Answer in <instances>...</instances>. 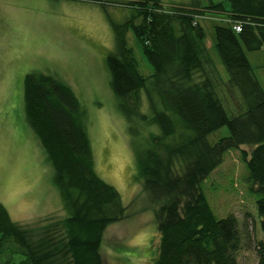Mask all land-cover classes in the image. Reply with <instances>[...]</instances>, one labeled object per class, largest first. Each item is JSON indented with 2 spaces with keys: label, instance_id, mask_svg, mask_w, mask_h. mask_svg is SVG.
<instances>
[{
  "label": "trees",
  "instance_id": "16d2710c",
  "mask_svg": "<svg viewBox=\"0 0 264 264\" xmlns=\"http://www.w3.org/2000/svg\"><path fill=\"white\" fill-rule=\"evenodd\" d=\"M227 1L229 9L223 2L200 7L130 0L119 2L133 9L126 21L110 17L111 88L128 124L136 177L159 203L153 264H244L239 253L251 245L248 218L255 220L249 212L241 220L235 214L218 217L201 186L232 149L241 151L246 180L260 195L256 208L264 233V88L246 54L264 47V0ZM206 10L228 15V24L214 27L227 81L205 44L198 17ZM130 29L153 67L148 76L128 46ZM143 91L148 112L142 110ZM23 101L66 216L43 228H25L0 201V264H104L105 232L127 217V207L96 171L86 110L70 86L39 71L25 74ZM225 126L228 135L211 142L209 136ZM253 247L255 264H264V241Z\"/></svg>",
  "mask_w": 264,
  "mask_h": 264
},
{
  "label": "rangeland",
  "instance_id": "374dc122",
  "mask_svg": "<svg viewBox=\"0 0 264 264\" xmlns=\"http://www.w3.org/2000/svg\"><path fill=\"white\" fill-rule=\"evenodd\" d=\"M112 1H118L117 4ZM130 0H0V201L11 219L30 229L59 222L66 211L52 181L53 169L29 127L24 112L23 79L26 73L51 74L70 86L87 113L88 132L98 174L120 192L127 217L111 224L104 235V264H153L160 234L154 221L152 202L142 182L128 134L111 88L107 56L115 48L110 17L126 21L133 9L119 2ZM166 6L183 3L205 7L227 0H162ZM103 3V4H102ZM226 13L206 10L198 20L205 30V44L224 81L228 72L215 45L217 24H228ZM141 74L153 67L134 32H127ZM246 54L264 86V47ZM142 110L148 112L143 91ZM228 135L222 127L209 136L211 142ZM248 152L252 147L243 145ZM247 166L239 149L229 150L201 184L218 217L235 214L244 219L249 212V248L239 253L244 264H255L254 244L264 241L256 201L246 180Z\"/></svg>",
  "mask_w": 264,
  "mask_h": 264
},
{
  "label": "built area",
  "instance_id": "2783aa9c",
  "mask_svg": "<svg viewBox=\"0 0 264 264\" xmlns=\"http://www.w3.org/2000/svg\"><path fill=\"white\" fill-rule=\"evenodd\" d=\"M233 28H234L236 31H239V30H240V26H238V25H234Z\"/></svg>",
  "mask_w": 264,
  "mask_h": 264
},
{
  "label": "crops",
  "instance_id": "0c3cea01",
  "mask_svg": "<svg viewBox=\"0 0 264 264\" xmlns=\"http://www.w3.org/2000/svg\"><path fill=\"white\" fill-rule=\"evenodd\" d=\"M258 77V76H257ZM258 79L260 80V78L258 77ZM260 82H261V84H262V81L260 80ZM262 86H263V84H262ZM263 88H264V86H263Z\"/></svg>",
  "mask_w": 264,
  "mask_h": 264
}]
</instances>
